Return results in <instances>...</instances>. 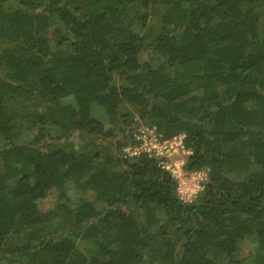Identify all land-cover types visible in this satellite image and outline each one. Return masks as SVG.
Here are the masks:
<instances>
[{
    "label": "trees",
    "instance_id": "16d2710c",
    "mask_svg": "<svg viewBox=\"0 0 264 264\" xmlns=\"http://www.w3.org/2000/svg\"><path fill=\"white\" fill-rule=\"evenodd\" d=\"M0 264H264V0H0Z\"/></svg>",
    "mask_w": 264,
    "mask_h": 264
},
{
    "label": "built area",
    "instance_id": "2783aa9c",
    "mask_svg": "<svg viewBox=\"0 0 264 264\" xmlns=\"http://www.w3.org/2000/svg\"><path fill=\"white\" fill-rule=\"evenodd\" d=\"M185 138L184 134L165 138L157 126L141 124L133 132L132 145L126 146L123 154L128 159L145 155L154 160L176 182L177 198L184 204H192L205 190L208 170L187 168L192 151Z\"/></svg>",
    "mask_w": 264,
    "mask_h": 264
},
{
    "label": "rangeland",
    "instance_id": "374dc122",
    "mask_svg": "<svg viewBox=\"0 0 264 264\" xmlns=\"http://www.w3.org/2000/svg\"><path fill=\"white\" fill-rule=\"evenodd\" d=\"M90 114L100 121H103L106 117L105 110L99 105H92L90 108ZM141 124L143 123L140 121L137 127L140 126ZM53 194L54 192H50L46 198L40 201V207L42 211H47L54 208ZM251 237L252 236L248 237L246 242L242 245L241 254L243 256H245L247 253H249L251 250L254 249V242H252L253 240L251 239Z\"/></svg>",
    "mask_w": 264,
    "mask_h": 264
}]
</instances>
